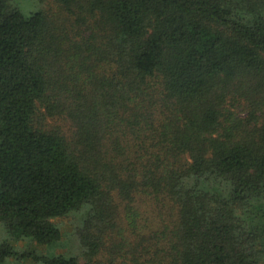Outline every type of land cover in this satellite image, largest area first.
Here are the masks:
<instances>
[{
  "label": "trees",
  "instance_id": "obj_1",
  "mask_svg": "<svg viewBox=\"0 0 264 264\" xmlns=\"http://www.w3.org/2000/svg\"><path fill=\"white\" fill-rule=\"evenodd\" d=\"M52 3L0 0V264H264V0Z\"/></svg>",
  "mask_w": 264,
  "mask_h": 264
},
{
  "label": "rangeland",
  "instance_id": "obj_2",
  "mask_svg": "<svg viewBox=\"0 0 264 264\" xmlns=\"http://www.w3.org/2000/svg\"><path fill=\"white\" fill-rule=\"evenodd\" d=\"M11 4L12 6L18 8L23 14L28 15L32 12L39 10L40 8H47L53 3L52 0H11ZM64 222L66 225L69 223L68 219H64ZM65 229H67V227ZM4 239H6V234L0 226V240ZM42 252L50 253V250L47 248H43Z\"/></svg>",
  "mask_w": 264,
  "mask_h": 264
}]
</instances>
